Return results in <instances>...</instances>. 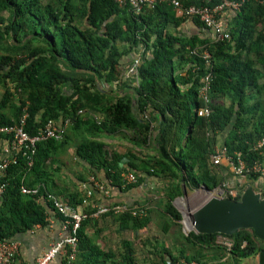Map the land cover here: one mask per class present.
Instances as JSON below:
<instances>
[{
	"label": "trees",
	"instance_id": "1",
	"mask_svg": "<svg viewBox=\"0 0 264 264\" xmlns=\"http://www.w3.org/2000/svg\"><path fill=\"white\" fill-rule=\"evenodd\" d=\"M228 1L241 0L181 2L212 8ZM262 1L248 0L239 10H232L225 40L212 41L210 37L173 34L170 29L187 20L200 30L205 27L167 3L136 13L129 2L120 5L117 0H0V86L6 89L0 110L10 108L13 112L12 117L0 113V126L15 125L27 113L25 130L31 136L49 120L57 125L61 122L63 128L59 141L48 139L37 144L31 166L20 155L7 169V188L0 204V238L11 241L18 233L47 224V209L55 211L54 207L51 203L42 205L40 196L23 195L22 179L26 173L46 170L73 139L78 141L76 154L89 175L101 180L99 174L104 172L110 186L121 188L122 173L137 169L129 156L109 151L100 138L130 133L139 145L157 146V156L145 162L146 171L171 180V184L164 189V202L157 203V210L144 205L138 207L146 212L143 216L131 212L103 216H115L119 231L134 232L147 229L153 215L158 217L161 231L175 239L176 252L164 247L150 250L146 253L151 258L149 264L201 261L202 251L216 248L228 255L219 243L222 236L234 243L229 252L233 264L257 259L264 242L252 230L242 229L233 236L185 234L182 215L173 202L183 196V184L187 191L201 187L212 191L226 181L210 160L218 133L226 134L224 148L229 156L240 153L247 168L256 162L264 166V150H254L264 137V110L256 100L264 94V84L260 83L264 78ZM141 46L140 64L135 79L131 78L139 82L133 88L134 96L111 95L101 88L103 83H117L118 88L125 83L122 62ZM205 51L210 54L209 64L203 58ZM209 73L213 78L206 104L200 90ZM225 99L229 106L223 104ZM253 100L257 103L250 105ZM205 107L210 115L198 116V110ZM124 159L127 164H123ZM38 181L44 195L45 182L43 178ZM262 181L260 174L248 173V183H237L239 197L234 200L241 198L247 185H253L264 198ZM84 223L79 230V252L88 241ZM125 246V252L111 264H139L133 248Z\"/></svg>",
	"mask_w": 264,
	"mask_h": 264
},
{
	"label": "crops",
	"instance_id": "2",
	"mask_svg": "<svg viewBox=\"0 0 264 264\" xmlns=\"http://www.w3.org/2000/svg\"><path fill=\"white\" fill-rule=\"evenodd\" d=\"M233 15L234 13L232 10H226L221 16V21L227 30L229 29V24L232 22ZM170 31L175 35L183 37H210L212 41L214 38L212 32L206 29L200 30L191 20H187L176 29L171 28ZM143 51L144 48L142 46L139 47L136 52L127 56L122 62V68L124 69L122 76L125 83H122L120 88H118L117 83L107 85L103 83L100 87L110 92L111 95H119L122 97L129 94L134 96L133 88L137 86L139 82L131 81V78H134L135 75L130 70L135 61L140 59L139 57ZM260 83L264 84V78ZM5 92L6 89L0 86V104L5 96ZM256 100L260 102L259 104L262 106L261 109L264 110V94L258 96ZM256 100L251 101L249 104L253 105L257 103ZM222 102L225 106H229L230 104L228 99ZM0 113H5L9 117H12L11 115L13 114L10 108L2 109ZM61 125V122H59L58 126L62 127ZM67 126H69L68 121L65 122V127ZM100 139L106 143L109 151L129 156L132 159L131 163L137 170L130 169L129 171L133 172L138 180H141L138 186L131 188V186L135 185H126L123 176L121 188L110 186L109 182L105 180L104 172L99 174L101 180L94 176H90L85 168L86 164L83 163L76 154V147L78 144L76 139H73V142H70L63 150H60L58 156L53 162L48 163L47 169L43 170L42 173H30L29 175L26 173L22 179L24 182L23 185L27 188H36L40 190L41 185L38 180L43 178L45 184L42 185V188L45 189V194H39L38 197L40 196V203L46 207L48 203H50L47 199V195L50 194L67 203L73 201L75 204L77 203L75 207L84 211L92 210L93 212L99 206H111L114 204H127L130 207L140 208L146 205L149 209L157 210V203L161 201L164 202V189L171 184V180L157 177L146 171L147 167L145 162L157 156V146L139 145L133 140L130 133L117 136L103 135ZM214 140L216 144L215 150L224 149L226 134L218 133L214 137ZM14 154L15 150L12 146L11 137L6 135L1 136L0 161L12 158ZM214 169L216 173L224 176V179H226L224 182H228L233 188L237 187V183L246 182V178L241 179L235 175L232 167L225 160ZM92 177L95 178V181L91 180ZM83 178L85 179L82 180ZM262 182V189L264 191V181ZM96 183L103 185L105 190L96 187ZM127 186L130 187V189H127ZM258 189L260 190L261 188L259 187ZM84 200H87L89 204L85 205L83 203ZM175 201L173 205L179 211ZM47 213V224L45 226L37 225L32 230L16 234L11 240L19 244V253L13 264H37L38 259L49 249L51 244L59 242L63 238L64 232L62 229L61 216L50 208L47 209ZM157 222L158 217L153 215V222H151L147 229L134 232L130 230L119 231V225L115 216L90 218L88 222L84 223L83 228L88 241L85 243V248L83 250L81 249L79 252L75 264H111V260L119 258L120 254L125 252L126 243L135 251L139 264H145V261L149 264L151 258L149 256L147 257L146 253L155 248L160 249L164 247V249H168L175 253V239L170 234H164L158 227ZM151 231L155 233L151 234ZM108 254H113L115 257H111L112 259L104 257ZM200 256L201 262L205 264H225L227 261H230L229 264H233L231 255L224 254L222 249L204 250L201 252ZM167 257L168 256L165 258L166 261L169 260ZM245 260L248 261L249 258ZM52 264H63V260L61 257H58ZM250 264H258L257 259L254 258V261Z\"/></svg>",
	"mask_w": 264,
	"mask_h": 264
},
{
	"label": "built area",
	"instance_id": "3",
	"mask_svg": "<svg viewBox=\"0 0 264 264\" xmlns=\"http://www.w3.org/2000/svg\"><path fill=\"white\" fill-rule=\"evenodd\" d=\"M248 0H241L240 2L228 1L216 7L207 6H196L190 5L185 6L180 0H117L120 5H125L127 2L132 6V9L136 13H141L145 8L153 9L157 5L167 3L174 7L178 13L186 18H197L205 27L206 30L213 33V41L225 40L227 34V28L221 21V16L226 10H239L242 5ZM264 5V2H262ZM203 58L210 63V54L205 51ZM140 64V59H137L131 68V72L135 74L137 67ZM212 73L207 74L202 79V87L200 95L204 101L209 103L208 94L211 89ZM198 116H209V108H201L198 110ZM28 114L25 113L20 121L15 125L0 126V135H6L11 137L12 146L15 150V154L12 158L0 161V198L4 195L7 183L4 181L7 169L12 165L16 164L18 157L21 155L25 158L28 165L33 164V158L36 153L37 144L48 140L56 139L60 140L63 138V128H60L56 121L49 120L44 128L35 136H31L26 130V120ZM254 150H264V137L260 139L255 145ZM210 160L215 165H220L224 160L232 167L233 172L239 178H246V175L250 172L260 174L264 178V166L260 162H256L252 168H247L240 153H236L235 157L229 156L224 149L214 150L210 156ZM128 161L124 159L123 164ZM122 176L126 185L136 184L138 182L137 176L133 172H123ZM95 181V178H91ZM96 187L101 190H105L104 186L96 183ZM21 193L27 196H38L40 190L36 188H27L22 185ZM210 196H218L220 198H231L232 200L239 197V191L229 185L228 182H224L218 187L210 191ZM210 197V198H211ZM47 199L55 211L61 216L62 229L64 232L63 238L56 243L51 244L49 249L38 259L37 264H52L54 260L61 257L63 264H75L79 252V230L82 224L90 218H99L103 215L113 214L122 215L124 213L131 212L133 215L143 216L146 215L144 210L138 207H130L127 204H114L111 206H99L92 213H88L78 207L71 205L70 203L64 202L54 195H47ZM83 203L89 204L87 200ZM219 243L229 252L232 250L234 243L227 237H219ZM19 253V244L15 241L4 240L0 238V264H13ZM175 264H205L197 260H179Z\"/></svg>",
	"mask_w": 264,
	"mask_h": 264
},
{
	"label": "water",
	"instance_id": "4",
	"mask_svg": "<svg viewBox=\"0 0 264 264\" xmlns=\"http://www.w3.org/2000/svg\"><path fill=\"white\" fill-rule=\"evenodd\" d=\"M183 194L187 195L184 184ZM190 218L198 234L233 236L242 229H250L264 242V198L253 186H247L238 201L218 196L209 198ZM257 261L264 264V249L259 252Z\"/></svg>",
	"mask_w": 264,
	"mask_h": 264
},
{
	"label": "rangeland",
	"instance_id": "5",
	"mask_svg": "<svg viewBox=\"0 0 264 264\" xmlns=\"http://www.w3.org/2000/svg\"><path fill=\"white\" fill-rule=\"evenodd\" d=\"M245 179V178H241ZM261 182V180H260ZM230 185V184H229ZM260 185V184H259ZM235 189V188H234ZM210 191L208 192L204 187L198 188L196 190L190 189L187 191V195H183L175 201L181 215H182V231L185 234H188L191 231H194L190 214L201 207L211 196ZM155 232L151 231V234ZM157 233V232H156ZM254 261V258H249L248 261L243 260L240 264H250Z\"/></svg>",
	"mask_w": 264,
	"mask_h": 264
},
{
	"label": "bare ground",
	"instance_id": "6",
	"mask_svg": "<svg viewBox=\"0 0 264 264\" xmlns=\"http://www.w3.org/2000/svg\"><path fill=\"white\" fill-rule=\"evenodd\" d=\"M191 226H193V225H191Z\"/></svg>",
	"mask_w": 264,
	"mask_h": 264
}]
</instances>
